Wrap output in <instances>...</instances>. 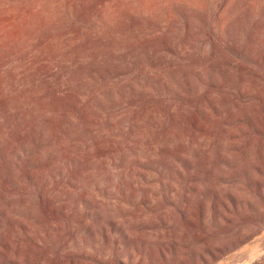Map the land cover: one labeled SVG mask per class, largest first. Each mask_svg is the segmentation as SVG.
Instances as JSON below:
<instances>
[{
  "label": "rangeland",
  "instance_id": "rangeland-1",
  "mask_svg": "<svg viewBox=\"0 0 264 264\" xmlns=\"http://www.w3.org/2000/svg\"><path fill=\"white\" fill-rule=\"evenodd\" d=\"M250 263L264 0H0V264Z\"/></svg>",
  "mask_w": 264,
  "mask_h": 264
},
{
  "label": "bare ground",
  "instance_id": "bare-ground-1",
  "mask_svg": "<svg viewBox=\"0 0 264 264\" xmlns=\"http://www.w3.org/2000/svg\"><path fill=\"white\" fill-rule=\"evenodd\" d=\"M247 255V254H246ZM263 255V254H262ZM245 258H247V257H245ZM260 258V257H259ZM251 264V263H250ZM258 264V263H257Z\"/></svg>",
  "mask_w": 264,
  "mask_h": 264
}]
</instances>
